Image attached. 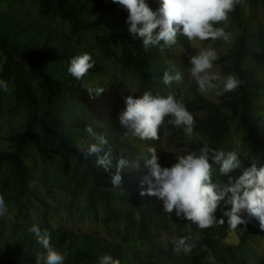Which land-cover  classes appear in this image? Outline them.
I'll list each match as a JSON object with an SVG mask.
<instances>
[{
	"label": "trees",
	"instance_id": "trees-1",
	"mask_svg": "<svg viewBox=\"0 0 264 264\" xmlns=\"http://www.w3.org/2000/svg\"><path fill=\"white\" fill-rule=\"evenodd\" d=\"M26 2L33 6L31 10L27 6L23 8ZM146 3L153 11L160 7V0H146ZM3 4L0 80L8 84V90L0 89V123L8 126L9 135L5 140L9 152L0 151V166L11 167L9 173L0 172V195L6 198L9 211L14 209L15 214L0 217V226L11 231V243L0 247V264H35L42 248L34 234L28 232L32 224L21 223L25 221L21 216L26 209L17 182L18 169L24 161L22 154L33 152L32 145L37 140L40 161L68 168L79 184H89L82 174L102 177L89 159L76 152L75 146L76 141L82 143L89 138L94 141L86 127L100 126L103 135L107 130L103 129V120L97 117L92 106V94L78 107L72 93L75 80L66 74L67 60L72 54L64 50L76 43L79 52L86 51L97 63L119 64L124 72L137 77L139 86L148 82L161 86L163 72L172 73L175 63L172 48L164 52L158 47L144 50L142 41L138 37L133 39L128 32V12L112 0H24L23 11L17 9L21 0H0V5ZM257 6L264 11V0H240L230 12L240 32L233 48L213 62L221 68L222 74L238 76L242 85L233 92H224L218 103L196 94L186 101L188 109L202 113L195 118L196 135L186 137L181 132L187 141L184 142L179 132L170 133L171 142L155 148L160 159L165 158L164 147H179L181 155L211 147L237 152L245 168L252 163L264 166V37L256 24ZM32 11L34 17L29 18ZM108 15L113 19L109 20ZM100 17L110 23L98 25L96 20ZM61 20H66L70 37L65 47L58 50L60 42L51 26L62 23ZM110 127L108 123V129ZM119 129L116 136L109 138L106 150L110 149L116 157L123 155L136 160L144 147L139 143L142 140L122 127ZM143 161L140 159L139 164L144 165ZM242 171L238 169L222 176L218 166L213 165L212 179L227 183L229 176L237 178ZM121 175L122 188L105 195L99 208L88 212L89 218L108 229L112 237L106 230L87 234L68 232L56 209L49 217L34 223L50 233V244L67 251L68 264H95L98 257L105 254L113 255L120 264H264L260 250L264 231L246 212L242 216L246 223L233 229L224 215L231 210V205L221 201L214 215L217 221L224 219L225 223L200 229L191 221L177 218L175 212L174 215L164 213L159 203L140 195L132 179L134 175L139 182L144 176L141 169ZM72 191L81 189L77 187ZM123 198L129 204L127 210L113 204ZM67 206L61 202L57 208ZM137 213L141 219L135 229L131 223ZM146 218L151 224L142 229ZM232 234L236 242L226 243ZM181 238L187 245H194L190 252L185 253L179 245Z\"/></svg>",
	"mask_w": 264,
	"mask_h": 264
},
{
	"label": "clouds",
	"instance_id": "clouds-1",
	"mask_svg": "<svg viewBox=\"0 0 264 264\" xmlns=\"http://www.w3.org/2000/svg\"><path fill=\"white\" fill-rule=\"evenodd\" d=\"M112 3L128 12V32L133 39L138 37L142 41L144 50L158 47L164 52L166 48V51L172 48L175 63L173 72H163L162 85L159 87L151 82L139 86L137 77L124 72L119 64L97 63L86 51L79 52L76 43L64 50L65 53L72 54L67 60L66 74L75 80L72 93L76 96L78 107L92 94V106L97 117L103 120V129L107 130L103 135L99 131L100 126H88L85 130L95 142L88 147L75 146L76 152L89 159L102 177L98 179L91 174H82L89 180V184L81 185L73 179L68 168L49 166L37 156V161L43 164L40 168L34 164L32 152L22 154L24 161L18 169L17 182L21 201L26 209L24 216H21L25 221L21 223L32 224L28 232L34 234L38 246L42 248L35 264H68L67 251L50 244V233L46 229L41 230L35 222L49 217L51 211L56 209L68 232L87 234L108 231L100 223L90 219L88 212L98 209L105 195L122 188L121 173H134L135 169L144 172L139 182L134 175L132 179L140 195L155 200L159 203V208L168 215H174L172 213L175 212L177 218L191 221L200 229H207L216 223H225L224 219L217 221L214 215L220 202L225 201L231 205V210L224 213L231 228L235 229L246 223L242 219L246 212L249 217L258 221L260 230L264 231V166L258 167L256 163H252L250 167H243L235 151L225 152L202 147L198 153L190 151L181 155V149L173 146L170 149L176 154L177 162L170 166L158 157L155 149L157 146L169 144L172 132H179V137L184 142H187L184 136L196 135L195 118L201 117L202 113L192 112L185 102L192 100L194 94L211 100L194 92L190 85L184 87L180 83L184 77L183 70L189 62L190 76L195 80L198 90L205 93L216 88L217 85L213 82L220 79L215 73L209 74L218 57L212 48L191 56L190 44L186 38L189 41H228L230 34L214 25L226 21L228 14L234 11L240 0H160V7L155 11L146 0H112ZM61 21L67 28L66 20ZM96 22L98 25L103 22L110 23L102 17ZM54 25L51 26L52 29ZM47 27L51 30L48 22ZM53 33L60 42L57 49L65 47L67 37L70 36H65L63 31L60 34L55 31ZM242 83L238 76L229 74L223 80V91L233 92ZM0 89L8 90V84L3 80H0ZM177 97L182 99L181 102ZM108 123L111 125L109 129ZM120 127L138 137L142 140L139 143L144 144L136 160L133 157L126 159L123 155L116 157L110 149L106 150L109 138L116 136ZM3 139L6 142V138ZM89 141L92 140L89 138ZM164 149L166 157V147ZM0 151L9 152V147ZM140 159L144 160V165L139 164ZM213 165L218 166L222 176L238 169L243 171L237 178L229 176L227 183L213 182ZM10 167L8 164L1 165L0 172L9 173ZM77 187L81 189L80 192L72 191ZM25 193L28 195H24ZM61 202L68 204L66 209L57 208ZM113 204H119L124 210L129 207L125 198L115 200ZM7 213L15 214V210L9 211L6 198L0 195V217ZM140 219L138 213L133 216L131 225L135 229L139 227ZM150 224L149 218H146L142 229ZM81 225L86 229H81ZM110 235L113 236L111 233ZM178 243L185 253L190 252L194 246L187 245L184 238ZM95 264H120V261L113 258V255L105 254L98 257Z\"/></svg>",
	"mask_w": 264,
	"mask_h": 264
},
{
	"label": "rangeland",
	"instance_id": "rangeland-1",
	"mask_svg": "<svg viewBox=\"0 0 264 264\" xmlns=\"http://www.w3.org/2000/svg\"><path fill=\"white\" fill-rule=\"evenodd\" d=\"M23 1L21 0V4L18 6L17 9H19L20 11L22 10V6H23ZM29 7V9L31 10V8H33V6L26 2L23 6V8L25 7ZM5 5H0V10H4ZM245 10V8L243 9ZM34 11L31 12V14L29 15V18L34 17ZM255 17L257 18V26L260 29V35L262 37H264V11L260 6H257L255 8ZM107 18L109 20H112L113 18L111 17V15H108ZM216 28H223L225 32L230 34V38L228 41H224L223 39H217V40H205V41H200V40H193V41H189L186 37V40L189 42L190 44V49H189V54L191 56L197 55L200 51L207 49V48H212L216 51L217 53V57L219 56H225L234 46L235 44V40H236V35L240 32L239 28H237L231 19L230 13L228 14V19L224 22H221L219 24H215ZM53 31H55L57 34H60L62 31L65 33H63L65 36H70L69 31L67 30L66 26L64 23H60L57 24L55 27L53 26ZM184 37V36H183ZM191 67L190 63L188 62L187 66L184 68L183 70V74L184 77L181 79V84H183L184 87H187V85H190V88L196 92L199 93L200 95L205 96L207 99L218 103L219 101V97L224 93L223 91V80L226 76L228 75H224L221 72V68L219 66H214L213 68L210 70L209 74L215 73L217 74L220 79H218L217 81H214L213 83H215L217 85L216 88L214 89H210L209 91L205 92V93H201L198 90V86L195 82V80L190 76L188 69ZM185 78V80H184ZM185 81V82H184ZM217 92H219L220 94L217 95ZM181 97V95H179ZM177 97L176 99L181 102V98ZM114 131H116V129L114 128ZM9 135V130H8V126L6 124H2L0 123V149L6 150L7 149V143L4 141L3 137H7ZM37 140H35L33 142L32 145V158H33V162L36 166L38 167H43V164L41 162L37 161V156L39 154V150L40 148L37 145ZM166 143L167 140L165 139ZM95 141H83L82 143H80V141H76V146L79 147H88L89 144L94 143ZM161 143H163V140H161ZM165 160V164L172 166L174 163H176V154H174L173 150L166 147V157L164 158ZM81 229H86L84 227V225H81ZM168 241H170V238H167ZM227 242H232L235 243L236 242V236L235 235H231L229 237V239L226 240ZM11 243V231L9 228L6 227H0V247L6 244H10ZM260 250H261V254H264V244L260 245Z\"/></svg>",
	"mask_w": 264,
	"mask_h": 264
}]
</instances>
